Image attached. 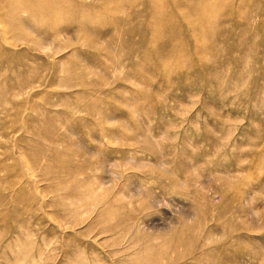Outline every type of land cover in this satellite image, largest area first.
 Here are the masks:
<instances>
[{"label": "rangeland", "instance_id": "1", "mask_svg": "<svg viewBox=\"0 0 264 264\" xmlns=\"http://www.w3.org/2000/svg\"><path fill=\"white\" fill-rule=\"evenodd\" d=\"M7 7L0 264H264V0Z\"/></svg>", "mask_w": 264, "mask_h": 264}, {"label": "bare ground", "instance_id": "2", "mask_svg": "<svg viewBox=\"0 0 264 264\" xmlns=\"http://www.w3.org/2000/svg\"><path fill=\"white\" fill-rule=\"evenodd\" d=\"M38 1L40 2V0H5L6 5L11 9V13L14 16V20H15V27L17 26V28H19L20 25H17V19L16 17L20 14V11H26V12H31V14L33 15V11L31 10V7H33V5L35 3H38ZM37 5V4H36ZM45 7V4L43 5ZM51 6V5H50ZM58 6V5H57ZM7 7V8H8ZM44 9V8H42ZM47 7H45V10L43 11H48ZM52 9V8H51ZM29 10V11H28ZM46 12H43V14H46ZM40 13V12H39ZM38 14V13H36ZM41 14V15H43ZM36 16V15H35ZM40 16V15H39ZM18 18V17H17ZM32 18H35L34 16H32ZM38 18V17H37ZM20 19V18H19ZM36 19V18H35ZM13 20V21H14ZM21 20V19H20ZM33 20V19H32ZM38 20V19H37ZM34 21V20H33ZM48 22V21H47ZM16 28V29H17ZM30 29V28H29Z\"/></svg>", "mask_w": 264, "mask_h": 264}]
</instances>
